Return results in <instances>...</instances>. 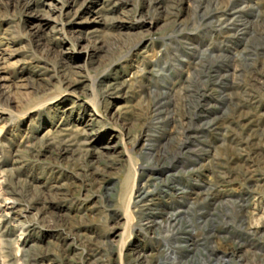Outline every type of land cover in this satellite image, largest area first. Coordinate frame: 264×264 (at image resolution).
<instances>
[{
    "label": "rangeland",
    "instance_id": "1",
    "mask_svg": "<svg viewBox=\"0 0 264 264\" xmlns=\"http://www.w3.org/2000/svg\"><path fill=\"white\" fill-rule=\"evenodd\" d=\"M0 212V264H264V0H0Z\"/></svg>",
    "mask_w": 264,
    "mask_h": 264
},
{
    "label": "bare ground",
    "instance_id": "2",
    "mask_svg": "<svg viewBox=\"0 0 264 264\" xmlns=\"http://www.w3.org/2000/svg\"><path fill=\"white\" fill-rule=\"evenodd\" d=\"M177 1H180V0H177ZM160 4V3H159ZM229 6V5H228ZM225 7L227 8V6H226V4H225ZM230 8H227L226 9V11L223 13L222 12V14H221V16L216 20L217 21V24H216V26L217 27H219V32L221 33V32H223V33H229V31H231L229 28H231V27H234L235 25V21H236V16H235V13H228V11L229 12H231V11H233V8H232V10H231V6H229ZM216 10V9H215ZM231 10V11H230ZM213 17H215V13H214V11H213V13L211 14L210 13V15L209 16H207V18L208 19H212ZM239 17V16H238ZM216 18V17H215ZM215 23V22H214ZM115 81H118V80H115ZM120 82V81H119ZM122 82V81H121ZM120 82V83H121ZM116 83V82H115ZM112 84V83H111ZM117 84H119V83H116V85ZM115 85V86H116ZM120 85V84H119ZM106 87V86H105ZM113 87H114V85H113ZM120 87V86H119ZM115 89V88H114ZM106 94V93H105ZM104 93H102V96L104 97V95H105ZM239 105V104H238ZM243 106V105H242ZM241 107V106H240ZM244 108V107H243ZM50 130V129H49ZM59 130V129H58ZM70 132V131H69ZM48 133V132H47ZM55 134V133H54ZM75 134V133H74ZM61 135H63V134H61ZM47 136L48 137H50V139H52L51 141H50V143H55V141H54V137L55 136H52L50 133L49 134H47ZM72 136H74V135H72ZM72 140V139H71ZM74 140H76V139H74ZM47 141V140H46ZM57 143H58V145H60L61 143H62V141H61V139H58L57 141H56ZM72 142V141H71ZM68 144V143H67ZM76 144V143H75ZM69 146V145H68ZM78 146H79V144H78ZM53 147V146H52ZM58 147V146H57ZM61 147V146H60ZM71 147V146H70ZM75 147V146H74ZM82 147V146H81ZM76 152V151H75ZM74 153V152H73ZM76 154V153H75ZM79 156V155H78ZM82 158V157H81ZM80 160V159H79ZM77 161V160H76ZM106 164V163H105ZM110 166V165H109ZM96 169V168H95ZM105 169V168H104ZM88 170H90V169H88ZM99 171V170H98ZM95 172H96V170H95ZM90 173V172H89ZM87 174V173H86ZM191 174V173H190ZM11 175V174H10ZM88 175V174H87ZM86 175V176H87ZM192 175H193V173H192ZM216 176V175H215ZM10 177V176H9ZM217 177V176H216ZM218 178H216V180H217ZM221 179V178H220ZM95 180H96V178H95ZM215 180V181H216ZM221 180H223V179H221ZM87 181V180H86ZM224 181V180H223ZM90 182V181H89ZM217 182V181H216ZM217 184H218V182H217ZM214 186V185H213ZM142 187H144V185L142 186ZM209 188V187H208ZM13 190V189H12ZM15 190V189H14ZM210 190H211V188H210ZM213 191V190H212ZM215 191V190H214ZM213 191V192H214ZM217 191V190H216ZM13 192V191H12ZM137 193V192H136ZM144 193V192H143ZM2 194H3V192H2ZM141 194H142V192L140 191H138V197L139 196H141ZM197 194H199V192L197 193ZM211 194H213V193H211ZM248 194V193H247ZM219 195V194H218ZM245 195V194H244ZM10 198H12L11 196L9 197V199ZM13 199V198H12ZM134 199V198H133ZM197 199V198H196ZM210 199V198H209ZM208 199V200H209ZM212 199V198H211ZM210 199V200H211ZM200 200V199H199ZM241 200V199H240ZM6 201V200H5ZM195 201V200H194ZM133 203H135L136 201H132ZM241 202V201H240ZM145 204H143L141 207H139V212L140 213H142V211L144 210V206ZM135 206H137V205H135ZM134 206V207H135ZM144 211H146V208H145V210ZM6 212V211H5ZM178 212V211H177ZM240 212V211H239ZM10 213V212H9ZM8 213H5V214H1V212H0V216H4V215H7ZM175 214V213H174ZM140 216V215H139ZM36 219H37V217H36ZM151 220V219H150ZM61 224V223H60ZM168 224V223H167ZM73 226V225H72ZM66 230V229H65ZM247 230V229H246ZM245 230V231H246ZM68 231V230H67ZM213 231V230H212ZM248 231V230H247ZM247 233V232H246ZM249 233V232H248ZM208 234V233H207ZM206 234V235H207ZM212 235V234H211ZM2 236H4V235H2ZM210 236V235H209ZM195 238V237H194ZM208 241V240H207ZM243 242V241H242ZM233 243V242H232ZM240 244V243H239ZM244 245V244H243ZM166 246V245H165ZM233 248V247H232ZM240 249V248H239ZM17 250H19V249H17ZM213 250V249H212ZM226 250H227V248H226ZM91 251H93V250H91ZM19 252V251H18ZM164 253H165V256H168V255H170L171 254V252L168 250V247H166L165 248V250H164ZM235 253V252H234ZM16 257V256H15ZM19 261V260H18Z\"/></svg>",
    "mask_w": 264,
    "mask_h": 264
}]
</instances>
